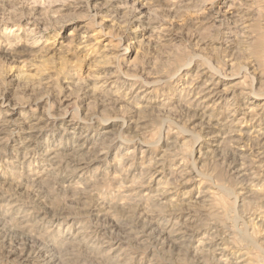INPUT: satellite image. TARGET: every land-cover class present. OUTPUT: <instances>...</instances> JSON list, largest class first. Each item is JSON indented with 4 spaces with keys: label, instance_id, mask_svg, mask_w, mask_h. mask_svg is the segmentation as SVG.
<instances>
[{
    "label": "bare ground",
    "instance_id": "1",
    "mask_svg": "<svg viewBox=\"0 0 264 264\" xmlns=\"http://www.w3.org/2000/svg\"><path fill=\"white\" fill-rule=\"evenodd\" d=\"M128 1L130 0H107L104 5L91 8L90 17L93 24L83 23L80 30L72 36V40L75 42L76 52L81 55L85 63H88L87 72L91 77L89 79L93 81V84L88 87L86 95L97 98L112 95L115 98L111 100L114 99L113 103L117 108H120L119 111H130L129 113L136 117H132L130 120L119 116L102 118L99 121V131L96 135H91L88 132L91 129L84 119L77 121L73 117H60L58 120L62 121V125L65 126L64 129L60 128L63 131L64 146L59 149H49L52 154L46 161L37 157L34 163L36 168L32 165L29 167V171L37 174V170L42 168L46 174L57 176L61 169L66 168L65 170L70 169L67 173V180L70 181L78 175L80 178H85L92 166L101 164L103 157L114 145L115 148H120L118 150L127 149L130 144L138 146L136 150H141L143 153L141 158L145 161L143 165L149 162L146 170L150 174L139 187L129 189L127 194V200H137L136 218L121 220L120 222L113 221L111 220L113 209L126 212L130 204L112 205L98 202L92 206L89 214L97 221L105 222L108 219L107 225L94 230V225H90L89 222L85 223L84 217H81L83 219L81 220L77 216H68L65 217L67 222L63 224L75 226V231L73 233L64 230L63 232L58 228L61 224H59L57 215H51L47 211L42 212L39 208L32 209L23 200L9 197L0 192V202L5 198L4 196L12 201L2 214L3 219L5 221L14 219L13 222L21 236L25 234L33 237L20 245V247L22 246L21 251L10 250L12 252L7 255L6 262L8 263L14 258L8 264H65L62 261V253L58 257L57 252H55V246L60 245V252L65 254L71 250L78 251L88 258H92L93 264H108L109 262H113L111 264H135L133 256L136 254L134 250H138L135 247H139L136 241L140 238H146L147 240H157L173 253L177 251L191 253L198 258L203 257L202 254L207 251L206 248H214L220 256L219 264H223L222 259L227 255L229 249L223 248L218 241H202L205 240L209 223L223 222V225L230 232L235 231L238 235L236 244L239 249L235 247L237 249L235 258L237 261L233 264H264V249L259 246L260 253L252 258L244 253L243 247L245 245L242 242L246 238L239 236L243 225L252 231L257 228H264V179L262 182L260 179L262 175L253 172V168L257 167L261 170L263 168L264 173V93L259 92L256 88L247 89L243 83L244 76L226 74L223 70L211 65L201 55H196L179 66L176 73L169 78V83L181 74L184 76L191 74V77L186 80V85L181 86V96H185V98L176 96L173 99L183 101L185 108L191 111L193 115L189 119L190 129L177 128L178 138H190L198 147L203 145L206 152L202 153V147H200V156L197 159L200 162H202L204 155L220 158L224 156L225 159L230 156V169L235 181L240 187L241 185L242 188L246 187V190L249 189V186L258 187V190L231 193L225 187L223 188L213 182L211 178L209 179L196 165L182 170V175H180L178 171L182 167L185 168L186 162L182 156L183 153H177L181 147H176V143H169L168 135L174 131L168 130V125H171L170 119L162 123L163 127H167L166 136L164 137V134L159 136L158 134V140L154 143L137 142L136 144V141L125 137L128 131L139 130V126L144 122L141 114L143 115L149 109L157 108V105L169 104L172 99L164 98L160 101L154 96V92L157 91L156 88L163 89L168 81L150 82L146 79L150 77L149 73L146 75L145 72H141L142 76L132 73L135 68V57L132 60L131 58H133L136 45L141 49L145 45H149L150 39L155 36L158 39L160 37L159 40L162 42L171 40L172 36L165 33L168 28L158 26L157 17L151 18L149 15L152 13L151 9L163 0H134L135 5L131 6L129 12L130 30H127V33H130L131 37L129 38L136 40V42L123 43V39L105 30L107 21L113 19L114 14L123 9H128L126 4ZM228 1L215 0L209 1L207 4L217 6L219 17H216H227L232 21L230 23L234 24L235 29L248 35L249 23L255 11V7L251 3L252 0H241V3L238 2L239 4L234 1L232 5H229ZM168 2L171 4L172 10L183 6L180 1L168 0ZM48 36L49 33L36 27V29H30V34L28 33L25 37L11 39V42L8 39L0 41V59L13 62L26 55L28 49L33 51L36 48L38 49L35 51L39 53L43 49H47L46 53L50 55L58 49L55 43H48L46 48H40L42 40ZM246 37L248 39V36ZM51 44L53 46L49 47ZM135 56L137 57V55ZM155 63L157 64V61ZM98 65L103 66L101 67L103 71L96 70ZM109 70L113 72H109ZM29 72L35 73L37 71L34 66H30ZM97 72L101 73L97 76ZM11 79H15V76L12 75ZM42 79L48 80L50 78L44 74ZM178 83L179 81H174L171 85L174 88ZM119 84L121 91L117 89ZM239 97L246 101V105L242 107L238 105ZM21 104V102H15L0 93V139L24 135L23 139L27 138L24 146H17L16 148L30 149L29 152H33L35 150L31 148L35 143H38V136L46 129V124L51 122L52 117L42 109L43 99L36 101L33 105L29 102L27 106ZM255 104H257L256 107H254ZM30 106H35L42 114H26L25 110ZM79 130L81 133L77 136ZM57 135V132L52 131V138ZM77 138L78 143L74 146L71 145V139ZM107 142H110V146H106ZM250 142L253 143L252 146L249 145ZM2 144L0 143V146ZM158 146H161L163 150L155 151ZM250 146L251 148H249ZM231 148L235 152H232ZM65 149H72L73 153L62 154ZM85 150H88L87 158L80 157L81 155L77 156ZM1 155L3 156L4 153L0 151ZM200 165L202 164L200 163ZM134 171L135 169H133ZM175 176L180 180L178 183L180 185L176 187H174L175 183H169V180H174ZM261 183L263 184L260 185ZM205 185L209 188L201 190ZM190 187L191 189L187 191L186 196H182V191L178 190L179 188L185 190ZM254 194L261 196L251 200L250 203L259 202V207L252 212L248 223L244 222L242 227L237 226L235 220H232V206L236 205L237 208L244 210L246 201L250 200ZM230 196L229 204L223 205L222 198ZM201 198H206L207 202L211 203L210 209L201 212L195 210V205ZM163 207L170 209H163ZM48 225L54 229L42 235L40 231L45 227L47 228ZM116 229L126 231L134 239H129L126 235L120 237L119 240L112 238V231L115 232ZM151 257L149 264H167L154 259V255Z\"/></svg>",
    "mask_w": 264,
    "mask_h": 264
},
{
    "label": "rangeland",
    "instance_id": "2",
    "mask_svg": "<svg viewBox=\"0 0 264 264\" xmlns=\"http://www.w3.org/2000/svg\"><path fill=\"white\" fill-rule=\"evenodd\" d=\"M174 1H180L183 6L172 10L168 0H163L153 7L151 9L152 13L149 14L151 18L157 17L158 26L161 25L168 28L165 33L173 38L171 37V40L162 42L159 40L160 37L158 39L155 36L150 39L151 43L149 45H145L141 49L136 45L133 58H131L132 60L135 57V68L132 73L139 76H142L144 72L146 75L149 73L150 79H146L150 82L168 81L176 73L179 66L196 55H201L211 65L223 70L226 74L244 76L243 83L247 89L256 88L259 92L264 93V0H252L251 2L253 3L252 6L255 7V11L249 23L248 35L235 29L234 24L230 23L232 21L227 19V17L218 18L217 6L207 4V2L215 0H205L206 2L204 0ZM234 1L239 4L238 2L241 0H229L228 4L232 5ZM106 2L107 0H0V41L8 39L11 42V39L25 37L28 33L30 34V29L39 27L40 30L49 33L48 38L46 37L42 40L40 48H46L48 43H55L58 48L50 55H47V49H43L39 53L35 51L38 49L36 48L33 51L28 49L26 55L13 62L0 59V93L15 102H21V105L25 106H27L28 102L33 105L36 101L43 99L42 109L52 117L51 122L46 124V129L38 136V143H35L33 148H31L35 150L33 152H29L30 149L16 148L17 146H24L27 139H23L24 135L8 136L0 139V143H3L0 146V151L4 153L3 156H0V192L5 193L9 197L23 200L32 209L39 208L42 212L47 211L51 215H57L59 224H61V226L57 227L63 232L65 230L66 232L71 231L74 233L75 231V226L63 224L67 222L65 217L68 216H77L81 220H83L81 217H84V222L94 225V230L107 225L109 223L108 219L105 222L97 221L89 214L92 206L98 202L112 205L130 204L126 211L129 214L113 209L111 220L120 222L121 220L135 219L137 200H127V194L129 189L139 187L150 174L146 170L149 162L143 165L145 162L141 159L143 153L141 150H136L138 146L136 147L133 144L122 150H118L120 148H115L114 145L103 157L101 164L98 163L92 166L86 177L84 176L85 178H80L78 175L70 181L67 180V173L70 169L65 170L66 168L61 169L57 176L46 174V172L42 171V168L37 170V174L29 171V167H32V165L36 168L34 163L37 157L38 159L41 157L46 161L52 154L49 149H59L64 146L65 140H63V131L60 128L64 129L65 126L62 125V121L58 120L60 117H73L77 121L84 119L90 126L91 130H88V132L91 135H96L97 131H99V121L102 118L119 116L130 120L132 117H136L130 114V111H119L118 109L120 108H117L115 103H113L114 99L111 100L115 98L112 95L105 98L88 97L86 95L88 87L93 84V81L89 79L91 77H89L87 72L88 63H85L81 55L76 52L72 36L80 30L83 23H91L92 25L91 8L100 7ZM126 4L128 9H123L119 13L114 14V18L107 21L105 30L123 39V43L127 42L129 44L136 42V40L129 38L131 37L130 33H127L130 30L129 12L131 6L135 5V1L130 0ZM246 36H248V39ZM52 46V44L49 45V47ZM156 61L157 64L155 63ZM30 66H34L37 72L30 73ZM101 67L103 66L98 65L96 70L103 71ZM109 72L113 71L109 70ZM97 73L96 75L98 76L101 72ZM44 74L48 75L51 80H43ZM12 75L15 76V79H11ZM190 77L191 74H188V76L181 74L174 79L176 82L179 81L176 87L173 88L171 85L174 81L170 83L168 81V84H165L163 89L156 88L157 91L154 92V96L160 101L164 98H172L171 102L164 106L157 105V108L149 109L143 115L141 114L140 116L144 122L139 126V130H130L125 137L134 142L136 141V144L137 142L154 143L158 140V134L159 136L161 134H164V137L166 136L167 127H163L162 123L170 119L171 125H168V130L174 131L168 135L169 143H176V147H181L177 150V153H183L182 156L186 162L185 168L182 167L178 171L180 175H182V170L196 165L201 168V172L208 176L209 179L211 178L213 182L223 188L225 187L231 193L258 190V187L253 186H249V189L246 190V187L242 188V185L240 187L238 182L235 181L230 169V156L225 159L224 156L220 158L204 155L202 162H200V160H197L200 156V147H202V153L206 152L203 145L198 147L190 138H178L177 128L190 129L189 119L193 113L185 108L183 101L174 99L176 96L182 97V99L185 98V96H181L182 91L180 90L181 86L186 85V80H189ZM117 89L119 91L122 90L120 84ZM237 103L241 107L246 105V101L241 99V97H239ZM25 111L26 114H42L35 106H30ZM80 130L82 131V129ZM80 130L77 132V136L80 135ZM52 131L58 134L54 138H52ZM70 143L74 146L78 143V138L71 139ZM109 143L107 142L106 146ZM252 144L250 142L249 145L252 146ZM90 147H93V145H90ZM47 150L49 152H46ZM159 150H163L161 146L155 148V151ZM230 150L235 152L232 148ZM87 151L85 150V152L77 156L81 155L80 157L87 158ZM71 153H73L72 149L62 151L64 155ZM45 167L47 168L46 165ZM133 169H135L134 172ZM253 172H257L260 176L262 175L263 177L261 176L260 179L263 182V168L261 170V168L255 167ZM169 183H175L174 187H176L180 185L178 184L180 180L175 176V179L169 180ZM202 188L201 190H207L209 186L205 185ZM190 189L191 187L185 190L179 188L178 190L182 191V196H186L187 191ZM7 196H4L5 198L0 202L1 264L7 263V255L12 252L10 250L21 251L22 246L20 247V245L33 238L25 234L21 236L13 222L14 219L8 221L3 219L2 214L6 211L7 206L12 203ZM260 196V194H254L250 200H247L244 210L237 208L236 205L232 206V220H235L237 226L242 227L244 222H249L252 212L260 205L259 202L252 204L250 201ZM230 198L231 196L223 197L221 200L223 205L229 204ZM210 205L211 203L207 202L206 198H201V200L197 201L195 210L201 212L210 209ZM163 209L170 208L163 207ZM218 216L221 217V215ZM204 221L206 222V219ZM204 221L202 223H205ZM211 223L207 227L205 240L203 239L202 241H218L223 248L229 249V254L227 253L223 257L222 260L224 262L222 263H235L237 261L235 259L237 256L236 250L239 249L236 244L238 235H236L235 231L230 232L223 225V222ZM51 229L54 228L48 225L40 233L42 235L45 232L49 233ZM261 229H263V232ZM261 229L257 228L252 231L249 228L246 229L243 225L241 234L239 233L240 237L243 236L247 239L242 242L245 245L243 247L244 253L252 258L260 253L259 246L264 249V228ZM113 232L111 236L114 239L119 240L125 235L129 239H134L132 235L124 230L116 229ZM138 240L136 242L139 247H135L138 250H134L136 256H133L135 264H149L152 255H154V259L167 264H219L218 259H220V256H218V252L216 253L214 248H206L207 251H204L203 257L198 258L191 253L179 251L173 253L168 248L163 247L160 242L155 241V239L140 238ZM60 251V245L55 246V252H57L58 257L62 255V261L65 264H93L94 262L92 258L90 259L78 251L74 252L71 250L72 252L65 254ZM60 253L62 254L59 255ZM13 259L8 263L12 262ZM111 263L113 262L108 264Z\"/></svg>",
    "mask_w": 264,
    "mask_h": 264
}]
</instances>
